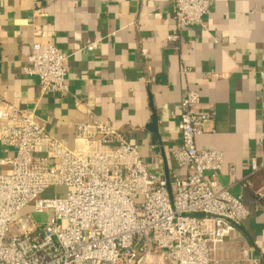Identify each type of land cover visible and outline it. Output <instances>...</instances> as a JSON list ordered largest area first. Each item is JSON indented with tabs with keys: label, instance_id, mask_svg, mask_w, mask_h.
<instances>
[{
	"label": "crops",
	"instance_id": "crops-1",
	"mask_svg": "<svg viewBox=\"0 0 264 264\" xmlns=\"http://www.w3.org/2000/svg\"><path fill=\"white\" fill-rule=\"evenodd\" d=\"M175 10L174 0H0V101L36 109L71 149L76 125L93 115L124 132L148 167L171 180L184 174L172 157L181 103L197 91L212 115L197 148L224 154L223 185L232 184L235 167L239 183L230 190L251 213L218 258L235 264L248 250L264 264V198L257 196L264 169L248 176L253 159L264 163V0H213L205 27L186 32L178 31ZM35 42L68 55L67 95L43 96L39 79L25 74Z\"/></svg>",
	"mask_w": 264,
	"mask_h": 264
},
{
	"label": "built area",
	"instance_id": "built-area-1",
	"mask_svg": "<svg viewBox=\"0 0 264 264\" xmlns=\"http://www.w3.org/2000/svg\"><path fill=\"white\" fill-rule=\"evenodd\" d=\"M174 4L179 32L204 28L213 8V0ZM67 64L58 47L35 42L24 72L39 79L41 95L64 96ZM211 122L200 94L188 91L172 149L184 174L166 180L124 132L93 115L76 125L71 149L36 109L0 101V264H223L218 253L251 213L230 190L239 183L235 167L225 186L224 154L197 148ZM250 168L255 175L264 163L253 159ZM52 187L67 192L43 199ZM245 262L259 264L248 250L234 261Z\"/></svg>",
	"mask_w": 264,
	"mask_h": 264
},
{
	"label": "rangeland",
	"instance_id": "rangeland-1",
	"mask_svg": "<svg viewBox=\"0 0 264 264\" xmlns=\"http://www.w3.org/2000/svg\"><path fill=\"white\" fill-rule=\"evenodd\" d=\"M67 192V189L65 188H57V187H52L51 189H49L44 195H42L41 197L43 199H46V198H53L54 195H58L59 197H63L65 196ZM141 201V199H140ZM139 201V202H140ZM33 218H35L36 220H43L42 218H40V216L36 215H32ZM163 264H173V263H170V262H167V261H163Z\"/></svg>",
	"mask_w": 264,
	"mask_h": 264
},
{
	"label": "water",
	"instance_id": "water-1",
	"mask_svg": "<svg viewBox=\"0 0 264 264\" xmlns=\"http://www.w3.org/2000/svg\"><path fill=\"white\" fill-rule=\"evenodd\" d=\"M156 123H157V119H156V117H155V118H154V124H153L152 127H151V130H152L153 132H156V129H153V128L156 127Z\"/></svg>",
	"mask_w": 264,
	"mask_h": 264
}]
</instances>
